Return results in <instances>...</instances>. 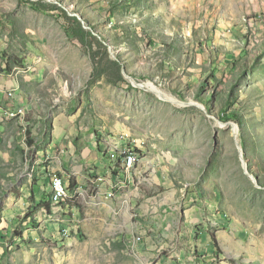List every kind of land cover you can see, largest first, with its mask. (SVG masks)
Instances as JSON below:
<instances>
[{"label": "rangeland", "instance_id": "rangeland-1", "mask_svg": "<svg viewBox=\"0 0 264 264\" xmlns=\"http://www.w3.org/2000/svg\"><path fill=\"white\" fill-rule=\"evenodd\" d=\"M2 72L32 100L9 116L0 82V125L20 126L0 134V264H191L212 258L203 228L213 264H264V0H0ZM141 161L155 180L136 182ZM181 202L205 216L192 237Z\"/></svg>", "mask_w": 264, "mask_h": 264}, {"label": "crops", "instance_id": "crops-1", "mask_svg": "<svg viewBox=\"0 0 264 264\" xmlns=\"http://www.w3.org/2000/svg\"><path fill=\"white\" fill-rule=\"evenodd\" d=\"M222 18H224L222 15H221ZM209 18L208 17V20L207 22L209 21ZM229 22V21H228ZM228 24V23H227ZM27 78V77H25ZM22 80V81H21ZM25 81V80H24ZM23 79L21 78L20 81H15L13 80L12 78H5L4 76V73H0V82L1 83H5V86L8 88V87H12L14 86V95L15 97L13 99L11 98H8L9 99V102H7L9 105L13 102V106H16V105H19L20 106V103H22L23 101H28V100H32V97H30L27 93H24V95L20 94L19 91H22L24 92V89L22 87H19V86H22V84L24 85ZM16 86V87H15ZM3 96V93H0V98ZM20 98V99H19ZM6 99V98H5ZM9 105L7 107H2V108H9ZM29 109V107H28ZM22 110H24V106L22 107ZM30 120V119H29ZM32 120H30L31 122ZM23 123V122H22ZM20 128L19 125H17V123L15 122H10V123H3L2 125H0V134H7L9 132H11L12 130H16L17 131V128ZM32 126H30V128L28 129V134L26 132V135H27V138L28 136H34L32 133H34V130H33V127L31 128ZM58 129L57 126L54 127V130L56 131ZM19 131H21L19 129ZM32 132V133H31ZM21 133V134H20ZM31 133V134H30ZM10 134V133H9ZM18 134H20L21 136V142H22V137L25 138V136L22 134V132H18ZM6 136V135H5ZM57 138H55L54 142L56 141ZM29 144V143H28ZM23 147H27V143H24L22 144ZM37 161H40V163H44V160H42V158H40L38 156L37 158ZM154 165L150 162H140L139 164V171H140V174L142 175L141 178L139 179V182L142 181L143 179L148 181V179L145 177V174L147 172H150L151 176H152V180H155V176L159 173L158 170L156 168L153 167ZM45 169V166L43 167ZM50 170V168H49ZM163 171L165 172H160V175L163 176V178H165L166 176V169H164ZM42 173H45L44 171H42ZM42 176V175H41ZM150 176V177H151ZM44 177V176H42ZM67 181V180H66ZM170 185L173 186V183L169 180L168 181ZM174 187V186H173ZM177 190V188H170V190L168 191H165V195L166 197H168L169 200H172L174 203L179 201V196H176V194L174 193L175 191ZM134 191H137V190H131L130 192L128 193H133ZM139 193V192H138ZM52 196V195H51ZM152 198V197H150ZM169 201L166 200V203H168ZM143 206L142 205L139 209V213L137 215H140L142 216L144 213H146V210H143ZM67 209H69V205L65 206ZM178 207H179V212H181V224H180V227H179V231L180 232H183L185 234L192 237L194 236V234L196 233V230L197 229V225L199 222L205 220V216L201 215V211H198L197 210V207H194V208H187L189 206H184V203L181 202L180 204H178ZM52 208V206H51ZM163 209L159 208V207H156V214L157 215H163L164 212L167 213V215L165 216V219L166 220H170L169 216L172 217V219H175L178 217L177 213L178 212H175V211H168L169 210V205H165V207H162ZM53 210H51L52 212ZM60 212L59 210H57V208L55 207L54 208V211H53V214L56 215V213ZM62 215V214H60ZM211 216V215H210ZM219 216V215H218ZM215 216H212L211 219H214ZM226 218H224V221H225ZM204 222V221H203ZM222 222L223 220L220 219V218H215L214 220H211L210 222V225L216 227L219 230H222L221 226L222 225ZM158 228V226H156ZM143 232V231H142ZM203 238H204V241H197V243L195 244V248L196 250L200 251V250H205L208 252V256L212 257L211 259H208V260H201L199 258H201V256H199L198 258L196 256H194L192 259L193 261L191 262V264H213L214 262H217V260H220V261H223V256H226V253L224 254H219V258H216L218 256V254L216 253L215 255L213 254V250L212 248H206L204 247L205 246H214V244L216 245L215 243V240L213 239V234L215 233H210L208 231L207 228H203ZM207 234V235H206ZM138 238H140V240L142 239L141 236H138ZM147 239L144 240V243H147L149 245V248H152V250H157L159 249V244L160 242H163V239H160L158 236L157 238H153L151 236H146ZM137 238H135L134 234H133V240H132V243L136 244L135 240ZM147 240V241H146ZM214 240V241H213ZM157 241V242H156ZM142 244V243H141ZM208 244V245H207ZM140 245V244H138ZM217 247V246H216ZM181 248V247H179ZM179 252V255H183V253H186V249H180L178 250ZM201 255H203V252H201ZM238 256H235V260ZM250 261V260H249ZM160 262L161 259H160ZM172 260L170 259V261L168 262H163V264H172ZM236 264L238 262H235ZM222 264H227V263H222Z\"/></svg>", "mask_w": 264, "mask_h": 264}, {"label": "trees", "instance_id": "trees-1", "mask_svg": "<svg viewBox=\"0 0 264 264\" xmlns=\"http://www.w3.org/2000/svg\"><path fill=\"white\" fill-rule=\"evenodd\" d=\"M32 6L35 8V9H37V10H43V11H46L47 9H49L51 6H46V5H43V4H41L40 2H32ZM69 21H71V22H74V23H79V18L78 17H73V18H70V20ZM63 25H64V27H65V29H66V31H67V33L70 35V36H73L74 35V30L72 29V27L71 26H69V25H66L65 24V22L64 23H62ZM78 31H80V30H78ZM77 35V34H76ZM12 68V65H11V63H9L8 64V67H7V69H5V70H3V71H12L13 70V68ZM223 114H224V116H227V120L226 121H229V120H232V118H231V116H230V113H228V111H227V109H225V111L223 112ZM237 119V121L239 122L240 120H239V118H236ZM27 134H28V131H27ZM31 134V133H30ZM132 145H130L129 147H131ZM128 147V148H129ZM134 147V146H133ZM114 175H116V172L114 171ZM71 185V187H72V189L73 190H75L76 188H77V186H78V184L75 182V181H72V183L70 184ZM70 188V187H69ZM71 189V188H70ZM40 205H46L47 206V208L48 209H51V204H49V203H46V202H41L40 203ZM213 236V239L215 240V243H216V246L218 247L219 246V241H218V238H217V236H216V234H213L212 235Z\"/></svg>", "mask_w": 264, "mask_h": 264}, {"label": "built area", "instance_id": "built-area-1", "mask_svg": "<svg viewBox=\"0 0 264 264\" xmlns=\"http://www.w3.org/2000/svg\"><path fill=\"white\" fill-rule=\"evenodd\" d=\"M24 62L23 65H30V67L32 68L33 64H29V63H26ZM35 68V67H34ZM8 94V97L13 99L15 97L14 95V86H12L8 91H7ZM22 107L23 106H13V102L11 103L10 105V110L9 111H17V120H19V116L22 115ZM0 114L6 116V111H1ZM25 136V135H24ZM111 154H112V148H111ZM139 155H142V154H139ZM131 156H136V155H125L124 154V158H129V161H130V158ZM113 159V158H111ZM54 175V174H53ZM141 178V174H138L136 176V182L138 183L139 182V179ZM53 189H57V196L60 197V191H66L65 189H60L58 188L57 186H53ZM138 240H140V238H138Z\"/></svg>", "mask_w": 264, "mask_h": 264}, {"label": "bare ground", "instance_id": "bare-ground-1", "mask_svg": "<svg viewBox=\"0 0 264 264\" xmlns=\"http://www.w3.org/2000/svg\"><path fill=\"white\" fill-rule=\"evenodd\" d=\"M149 85L152 86V87H154V88H156V89H159V88H157L152 82H150ZM159 91H160V90H159ZM165 96H167V98H169V99H172V97L169 96V94H165ZM16 114H17V112H10V111L8 112V115H9V116H15ZM136 153H137L136 150H133L132 148L129 147V148L125 151L124 154H125V155H137ZM134 159H137V156H131L130 161H129V158H125V164H126V162H127L126 165H129V166H130V164L132 163V161H134ZM56 186H57L58 188H60V189H64L61 180H58V182L56 183ZM65 195H66V191H60V197H58V196H57V189H56V198H57V199H60V200H61Z\"/></svg>", "mask_w": 264, "mask_h": 264}, {"label": "water", "instance_id": "water-1", "mask_svg": "<svg viewBox=\"0 0 264 264\" xmlns=\"http://www.w3.org/2000/svg\"><path fill=\"white\" fill-rule=\"evenodd\" d=\"M77 16H78L82 21H84L83 18L81 17V15H77Z\"/></svg>", "mask_w": 264, "mask_h": 264}]
</instances>
